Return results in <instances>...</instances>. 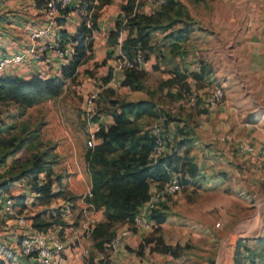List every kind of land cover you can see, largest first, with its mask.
<instances>
[{"label": "crops", "instance_id": "obj_1", "mask_svg": "<svg viewBox=\"0 0 264 264\" xmlns=\"http://www.w3.org/2000/svg\"><path fill=\"white\" fill-rule=\"evenodd\" d=\"M93 4L99 5L98 0ZM165 4L166 0H110L100 5L96 10L97 29L92 33L91 50L85 65L89 70L97 71L95 75L107 77L109 70L107 73L106 70L113 62L117 42L121 40L123 44L129 37L136 39L145 30L143 22L131 27L128 19L135 14L150 17L152 29L144 45L146 56L141 70L145 77L156 76L159 79L157 90L173 102L165 109L169 116L165 117L167 155L189 160L197 168L202 188L213 187L215 180L227 183L224 173L231 170H240L244 174L251 167L256 176L262 178L263 173L255 165L219 137L230 134L236 140L247 142L248 137L257 145L261 142V133L255 132L258 126L247 123V111L252 109L247 106L253 94L264 96V0H173L169 17L157 19V12ZM128 5L131 10L126 11ZM83 15L86 12L78 6V0H73L69 9L57 19L51 35L37 43L34 53H30L29 33L43 22L40 7L33 0H0L3 52L25 53L23 62L10 68L5 76L20 79L35 75L45 79L60 76L61 62L55 57L52 45L62 30L74 35ZM123 78V73L112 72L106 83L112 81L121 89V98L117 96L118 90L114 91L113 97L131 102L145 99L143 94L147 95L148 91L143 85L139 89L122 86ZM254 81L261 86L248 88ZM215 84L223 86L224 98L216 107H208L205 96ZM194 90L199 99L189 105L187 99ZM127 93L133 97H122ZM110 118L113 123V117ZM100 122L105 128L110 125ZM96 141L100 140L96 138ZM170 168L171 172H178L180 162ZM184 176L189 178L186 173ZM22 185L24 183H14L10 194L23 193ZM195 190L198 188L188 184L182 193L162 203L165 221L156 227L166 245L174 247L191 237H200V233L190 230L195 215L189 209L205 205L185 196ZM98 214L97 223L103 220L102 214ZM94 226L83 231L64 227V232L73 230L63 236L64 240L60 237L67 245L66 264H180L170 254L150 252L148 246L142 254L134 251L153 231H130L115 253L99 250L91 235ZM22 232L14 219L0 214L2 238L15 243ZM14 251L4 253L10 255ZM16 256H11L13 264H35L26 257H22V262L17 261Z\"/></svg>", "mask_w": 264, "mask_h": 264}, {"label": "rangeland", "instance_id": "obj_2", "mask_svg": "<svg viewBox=\"0 0 264 264\" xmlns=\"http://www.w3.org/2000/svg\"><path fill=\"white\" fill-rule=\"evenodd\" d=\"M107 71L111 74L119 72L113 69L112 64L106 73ZM96 73L97 71L89 70L86 65L80 67L79 71L68 79L59 97L30 109L31 112L26 113L24 119L29 121V129H39L36 140L32 142L29 149L24 147L14 152V155H9V158H5L4 163H0L2 169L0 180L9 176L13 181L11 187L16 182L24 183L22 189L25 191L14 196L19 211H26V214L32 217L35 229L53 231L62 239L65 234L73 232V230L64 232L65 226L78 228L81 231L88 229L90 225L97 224L99 212L103 216L102 221L105 220L104 208L94 202V181L89 166L90 158L86 150V139L92 131V123L97 122L99 126H101L100 121L112 124L110 116L116 112V106L112 103L113 99H116L113 93L118 90L117 96L121 98L119 93L121 89L112 81L106 84L103 82L105 76L95 75ZM158 80L151 74L142 79V84L148 91L147 95L143 94V98L148 100L149 109L137 120L128 115L125 118L127 124L124 126L127 131H136L137 135L139 132L146 133L151 126L159 124L162 117L168 116L165 109L173 102L168 95H163L157 90ZM260 86L254 81L248 88ZM93 93L96 94L94 108L88 113L87 100ZM122 97L129 99L133 95L127 93ZM248 102L250 105L247 108L252 109L247 111V123L258 126L255 132L261 133V142L258 146L248 137L247 142L262 148L264 147V96L253 94ZM155 103L158 115L154 113L156 110H153ZM63 107L69 109L66 115L62 113ZM14 108L12 105L0 103V121L9 123L10 113L14 111ZM171 118H174V115ZM14 133L15 131L11 132L12 135ZM4 137V145L7 147L0 149V157L4 151L10 153L13 150L12 146L8 145L9 135L6 134ZM33 152L48 153L46 157L49 158L52 167L54 196L46 197L38 194L34 189L32 175H27L26 172L23 178H17L22 170H27V166L22 167L18 163L30 157ZM248 167L250 164L247 162ZM256 174L251 167L244 174L240 170H231L224 173L227 183L215 180L213 187L205 186L204 188L201 185L202 181L197 177L189 181L198 190L186 193L185 196L205 206L200 208L197 205L189 209V212L195 215V222H190V230L201 235L198 238L191 237L180 245L177 250L178 256H173L176 261H179L178 263L218 264L220 242L232 237L226 242L224 264H264V202L259 203L261 199H264V172L261 173L262 178H258ZM41 181H43L42 178ZM187 185L188 183H184L182 191L187 188ZM124 226L125 224L115 225L113 235H117ZM2 235H0V250L4 253V251H14L16 248V251L10 255L12 257L17 255V261L22 262L23 258L18 253L19 236L14 243V241L6 240V237L2 238ZM238 240L240 241L239 253L235 257L234 249ZM4 256L6 257V254Z\"/></svg>", "mask_w": 264, "mask_h": 264}, {"label": "trees", "instance_id": "obj_3", "mask_svg": "<svg viewBox=\"0 0 264 264\" xmlns=\"http://www.w3.org/2000/svg\"><path fill=\"white\" fill-rule=\"evenodd\" d=\"M37 7L44 3V0H33ZM95 0H79L78 6L81 7L86 15L82 16L81 22L77 27L74 35H69L65 30L59 32L58 41L62 46L67 41L75 43L74 53L66 64L60 65V76L52 78H42L35 75L29 79H20L14 76L0 77V103L14 106L11 111V121L6 123L0 121V149L6 148L4 145L5 135H9V146H12L11 152H5L0 157V163H4L5 158L14 152L20 151L26 147L29 149L33 141L36 140L39 129H29V121L24 119L26 113L31 112L35 106L43 105L55 100L64 91V87L68 79L77 73L80 67L84 66L89 58L88 52L91 50V36L96 27L97 8L100 5L109 3L110 0H98L99 5H94ZM69 8L66 9V11ZM131 10L128 5L126 11ZM173 10V0H166V4L157 12V19L169 17V12ZM65 11V12H66ZM90 15H88V13ZM164 17V18H165ZM151 18L143 15L135 14L128 19L129 26L140 25L143 22L144 31L138 38H127L122 44L123 52L130 58L134 57L138 52L142 53L145 61V43L150 36L152 27L149 25ZM124 78L121 81L122 86H129L132 89L142 87V79L145 72L141 69H129L124 71ZM111 73L103 79L107 83ZM113 92V91H112ZM112 103L116 106V112L113 113V123L106 128L100 126L95 133V137L99 139L93 148H87L89 166L94 181V202L99 207L104 208V221L98 222L92 229V239L94 246L99 250L106 249L105 244L113 238L114 226L118 224L132 225L134 216L138 207L147 199L149 186L151 182H162L168 178L167 168L171 169L172 164L180 162L178 172L182 175V183L190 184L189 181L195 177L199 180L197 168L184 157L176 155H166L162 158L152 161L150 158L153 138L148 132L138 133L136 131H127L124 127L127 122L125 118L128 115L137 120L143 116L149 109L148 100L139 101H121L113 99ZM69 109L62 108V113L66 115ZM154 113L158 115L157 105L153 104ZM29 114V113H28ZM14 135L11 132H14ZM11 134V135H10ZM47 152L31 153L30 157L18 165L27 166V170L18 175L23 178L25 174L32 175L35 190L38 194L49 197L54 196L52 191L53 174L49 158L46 157ZM54 161V160H52ZM24 169V168H23ZM26 172V173H25ZM186 173L189 178L184 176ZM41 178L43 181H41ZM14 180V179H13ZM13 183L9 176L0 180V194L10 191V185ZM162 205V204H161ZM32 218V217H31ZM149 218L160 225L165 221V213L161 209L153 210ZM133 230V229H132ZM158 227L153 232L143 238L136 250L137 254L148 246L150 252H159L170 254L174 257L178 256L177 250L180 245L174 247L166 245L161 236L158 235ZM239 240L235 244L234 256L239 253ZM5 253L0 252V264H13L10 255L4 256ZM25 258V257H24ZM35 263V262H34Z\"/></svg>", "mask_w": 264, "mask_h": 264}, {"label": "built area", "instance_id": "obj_4", "mask_svg": "<svg viewBox=\"0 0 264 264\" xmlns=\"http://www.w3.org/2000/svg\"><path fill=\"white\" fill-rule=\"evenodd\" d=\"M79 2V0H78ZM73 0H44L40 7L43 22L35 27L29 33V40L32 47L28 49L30 53H34L35 46L42 39L51 35L56 26L57 19L60 18L67 8L71 6ZM52 48L55 57L62 64H66L74 53L75 43L67 41L64 45H60L58 39H55ZM25 53L19 52L15 54H5L0 44V77H4L6 72L13 66L23 62ZM144 63L142 53L138 52L134 57H128L122 49V41L117 42L115 56L113 58L112 67L121 73L129 69H141ZM96 94H90L87 100L86 109L88 113L94 108ZM224 98V89L221 84H215L207 92L205 103L208 107H216ZM199 99L197 91H191L187 103L195 104ZM166 119L162 117L159 124L150 127L149 133L153 138V145L150 154L152 161H156L167 155L168 148V127H166ZM92 131L86 139L87 148H93L96 144L95 133L100 126L97 122L92 123ZM222 142H227L231 147L243 156L250 163L255 165L261 173L264 172V147L258 148L249 142L236 140L230 134H224L219 137ZM169 176L162 182H151L147 199L138 207L132 225L133 230L153 231L156 223L149 218L150 213L158 209L161 204L168 198L180 194L183 190L182 175L179 172H171L167 168ZM2 169L0 167V173ZM0 214L6 218L14 219L19 225L21 231L18 242V253L22 257L34 260L35 264H66L67 245L58 236L57 233L46 230L39 231L34 228L32 218L25 211H19L16 206L15 197L10 192L0 194ZM130 226L125 224L123 230L105 244L106 250L115 253L123 240L132 231Z\"/></svg>", "mask_w": 264, "mask_h": 264}, {"label": "bare ground", "instance_id": "obj_5", "mask_svg": "<svg viewBox=\"0 0 264 264\" xmlns=\"http://www.w3.org/2000/svg\"><path fill=\"white\" fill-rule=\"evenodd\" d=\"M232 237H228V238H225L224 242H220V245H219V248H220V253H219V261H218V264H224L225 263V256H226V242L231 240Z\"/></svg>", "mask_w": 264, "mask_h": 264}, {"label": "water", "instance_id": "obj_6", "mask_svg": "<svg viewBox=\"0 0 264 264\" xmlns=\"http://www.w3.org/2000/svg\"><path fill=\"white\" fill-rule=\"evenodd\" d=\"M260 202H264V199H261V200L259 201V203H260Z\"/></svg>", "mask_w": 264, "mask_h": 264}]
</instances>
